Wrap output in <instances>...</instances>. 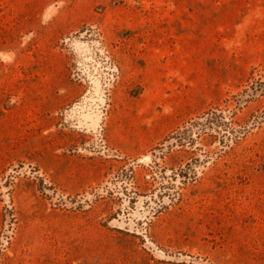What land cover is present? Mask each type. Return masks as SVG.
Masks as SVG:
<instances>
[{
  "label": "rangeland",
  "instance_id": "rangeland-1",
  "mask_svg": "<svg viewBox=\"0 0 264 264\" xmlns=\"http://www.w3.org/2000/svg\"><path fill=\"white\" fill-rule=\"evenodd\" d=\"M257 81L264 0H0V264H264Z\"/></svg>",
  "mask_w": 264,
  "mask_h": 264
},
{
  "label": "trees",
  "instance_id": "trees-1",
  "mask_svg": "<svg viewBox=\"0 0 264 264\" xmlns=\"http://www.w3.org/2000/svg\"><path fill=\"white\" fill-rule=\"evenodd\" d=\"M264 93V81H257L255 84H253L250 88L246 89L243 93L235 95V99L238 103V108H240L244 103L252 100L256 95L258 94H263ZM236 110L229 111V114L231 113V118L234 115ZM264 116V113H263ZM226 118V113L225 109H218V110H211L210 112L207 113L206 118H204L202 121H195L191 124V128H187L183 130V132H180L177 134L173 139L175 143H180L181 145L183 144L182 142L185 139L191 140L193 137L189 135L186 137L187 133L193 129V127H200L201 130L205 129L206 127H223L225 129H232L233 127H230L229 121L225 120ZM261 117L257 116L256 120H259ZM232 131H234V135H231V140L238 138L239 136V131L236 128H233Z\"/></svg>",
  "mask_w": 264,
  "mask_h": 264
}]
</instances>
